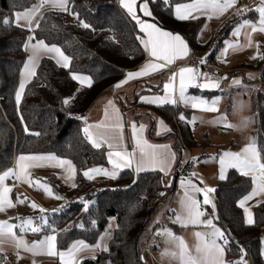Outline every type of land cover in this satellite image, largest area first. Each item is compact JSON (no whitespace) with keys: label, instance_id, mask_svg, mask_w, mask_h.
Wrapping results in <instances>:
<instances>
[{"label":"trees","instance_id":"1","mask_svg":"<svg viewBox=\"0 0 264 264\" xmlns=\"http://www.w3.org/2000/svg\"><path fill=\"white\" fill-rule=\"evenodd\" d=\"M36 2L0 0V21L12 20L14 13L30 8ZM148 2L152 9L149 19L163 29L182 35L195 62L207 49L211 52L207 59L214 62L223 41L241 20L225 25L210 45H200L198 36L205 18L181 21L175 17V4L190 0H169L168 4L164 0ZM73 12L79 15V20L72 15ZM41 16L40 28L33 34L49 45L59 46L71 58V66L63 68L52 59L43 58L36 76L27 85L21 103L17 105L15 95L26 59L22 45L30 32L25 27L0 26V174L13 165L18 154H54L71 160L76 167L75 188L65 187L55 175L47 179L55 194L64 199H77L66 205H62L64 199H61V206L48 214L49 223L58 233V250H66L77 240L95 245L111 219H115L116 228L109 240L108 251H102L95 259H83L81 264H144L143 255L149 260L147 244L159 223L161 216L159 219L158 216L171 204L178 179L188 173L179 178L178 169L171 180L160 171L137 174L132 169H125L112 181L89 180L83 176L84 171L109 163L105 148L92 146L83 135L84 122L76 118L120 83L128 71L137 69L146 60L139 41L140 32L117 0H70L68 12L47 9ZM81 21L90 27L85 29ZM246 66L260 72L264 80V60L258 58L255 64ZM73 74L90 76L92 87L80 86L72 78ZM254 83L252 135L264 157V86L258 90L256 77ZM66 99L68 104L63 103ZM120 103L124 110L126 107L122 101ZM132 110L137 120L145 114H153L168 124L171 131L157 140H173L178 163L184 151L199 145L192 126L179 118L181 114L189 115V111L184 112L182 107H158L138 101ZM153 130L152 123L151 135ZM206 143L207 138L200 145ZM227 177L224 181H217L214 192L215 217H218L215 224L225 231L229 241L225 264H235L243 257L245 264H264V203L254 208V223L247 224L239 201L253 190L252 179L240 175L235 169H230ZM80 199L87 202V211H84L85 204ZM166 226L175 229L172 220L165 222L162 228ZM47 232L45 229L38 235Z\"/></svg>","mask_w":264,"mask_h":264},{"label":"snow or ice","instance_id":"2","mask_svg":"<svg viewBox=\"0 0 264 264\" xmlns=\"http://www.w3.org/2000/svg\"><path fill=\"white\" fill-rule=\"evenodd\" d=\"M165 4L169 3V0H164ZM237 0H190L186 3H177L174 6L175 17L177 20L199 19L201 16L211 21L214 17L219 18L224 15L229 9L234 8ZM121 4L124 9L133 20L140 26V31L145 34L146 39L141 38V43L144 46L146 52L152 58L149 62L145 63L138 71H128L126 78L114 85V89H119L122 85L127 84L129 81L139 79L151 75L154 72L160 71L168 65L173 64L178 59L186 58L191 49L189 48L186 40L179 33H173L171 31L162 30L154 23H148L142 21L136 15L137 0H121ZM46 5H50L51 8L59 10L61 12L69 11V0H37L30 8H26L21 12L14 13V18L9 20L7 18L0 21V26H12L25 27L28 32L35 33L40 28V22L36 19L40 15V10ZM252 9L244 8L238 10L235 14L242 16L243 13L251 11ZM255 12L258 13V18L253 19H241L236 25L230 35L237 39L223 41L224 47L220 50L217 59L221 62H225V58L228 57L230 51L238 52L244 48L255 47L257 57L264 60V55L260 54V44L254 43L253 34H264V0H260V5L256 7ZM141 11L145 16H152V12L149 9L148 0H143L141 3ZM78 20L79 15L75 12L72 13ZM43 19V16H40ZM24 22L23 24L21 22ZM81 26L85 29L90 25L81 21ZM207 29L205 24L204 29L201 30L200 35ZM243 33L245 42L240 43L239 37ZM35 41V43H33ZM24 51L30 53L27 61L23 65V79L20 81L18 91L16 92V102L19 105L25 92L26 85L36 76V67L39 59L42 55L51 54L52 58L56 59V62L64 67L69 68L71 65V59L65 55L64 51L56 45H49L43 39H37L35 35H29L26 37L22 45ZM211 55V52L200 59L199 64L204 65L207 62V56ZM72 78L78 81L81 85L92 87L93 81L90 76L73 74ZM250 78H253L250 74ZM223 78H215L212 74L201 71L199 67H181L179 72L171 74L168 82L163 85V95H153L141 97L143 103L154 104L156 106L173 105L178 103L184 106H190L193 109H199L201 111L218 112L221 100L223 97L216 96L213 98H205L191 94L189 89L195 88L198 90H219L225 92L226 89L221 88ZM232 86L240 88L242 94L247 92L248 88L242 85L240 78L232 79ZM63 103L68 104L66 99ZM108 108H111L113 115L110 116ZM108 108L104 112V120L89 124L87 117H76L84 122L82 129L84 137L92 144L93 147L99 149L104 145L107 146L109 151L107 152L108 162L111 164V170L107 168H92L83 172V176L89 180H93L96 176L102 175L111 179H116L119 172L123 169L131 168L137 174L143 171H155L159 170L167 175L172 164L175 162L176 153L171 151L169 145H155L148 142L144 137L146 126L141 124L139 128L135 123L131 124L132 138L135 143V149L128 151L124 144L123 117L119 112V109L115 107L112 101H109ZM182 121H185V116L180 115ZM196 117H192L187 122L195 124ZM160 132L171 131L164 121L159 122ZM211 123H222L226 129H233V125L228 122L226 115L218 117ZM27 130V129H26ZM39 135V133H35ZM211 160H217V157H211ZM187 162V160H185ZM196 162V158H193V163ZM204 163L209 160L203 161ZM219 175L218 179L221 181L226 180L227 170L235 169L240 175L250 177L254 184L253 190L244 196L239 201V206L244 209L247 214V223L253 224L254 219L251 211L245 207L248 201L253 200L256 197H264V157L261 155V150L258 149L256 141L253 139L246 147L241 151H225L219 158ZM51 166L63 169L65 182L72 181L76 175V168L73 162L69 159H62L54 154L48 155H31L20 156L18 158L17 165L14 169H9L0 174V213H5L8 209L15 208L17 204H24L27 201V197L13 202L10 197V193L13 191L11 187L6 183L10 178H14L22 183H27L29 186H34L37 190H42L48 196L57 200L64 199L62 196L53 192L52 187L46 183H41L39 179H33L32 174L29 171L31 168ZM196 176L195 172L190 174ZM203 184V181H200ZM183 191V196L180 200V211L175 215L173 223L182 227L189 225L194 227H204L210 229L207 232L196 231L194 232L198 243L195 246L194 251L191 250L183 237L176 235L171 229L163 227L157 231L155 235L166 238V242L173 247L174 250L165 249L162 252L163 256H166L173 260L175 264H225L224 256L225 250L229 243L228 237L225 231L218 227L214 223V218H205L208 213L203 209V205H211L215 209L216 205L213 199L210 197L211 193L216 191L215 188L204 186L200 187L193 182L191 178H185L180 182ZM71 187L75 188L77 185L71 183ZM197 194H202L203 200L197 198ZM164 195V193H160ZM83 202V201H82ZM85 204L84 211L88 210L87 202ZM33 210H38L41 215L39 218L34 217H13L5 220H0V253L4 251L5 244H11L17 249L16 255L18 259L21 250L23 252L30 253L33 257L38 255H47L49 257H59L61 264H81L82 259H95L94 253L96 251H108L106 240L111 238V232H106L99 238V242L95 245H89L83 240H77L73 242L66 250H58L57 248V230L49 223L46 213L49 211L38 205L35 202H31L29 205ZM56 211V210H53ZM175 211V210H174ZM16 220L18 223H13ZM95 221H93V224ZM84 227L83 224L80 225ZM45 229L48 232L42 239L29 243L25 239L27 233H41ZM65 232L68 229L64 230ZM223 243H220V242ZM243 253V250H241ZM90 252L93 253L90 257H81V253ZM33 264L36 261L33 260ZM235 264H245L243 260L235 262Z\"/></svg>","mask_w":264,"mask_h":264},{"label":"crops","instance_id":"3","mask_svg":"<svg viewBox=\"0 0 264 264\" xmlns=\"http://www.w3.org/2000/svg\"><path fill=\"white\" fill-rule=\"evenodd\" d=\"M117 2L119 4V6L128 14L127 10L124 9L122 6L121 0H117ZM142 2H143V0H137L136 15L142 21H145L148 23H154L157 25V27H160L157 23H155L154 21L149 19V17H151V16H145L143 14V12L141 11V3ZM259 5H260V0H257V2L253 5H237L236 4L234 8L229 9L224 15L220 16L219 18L214 17L211 21L207 20L206 17L201 16V17L205 18V22H204L202 29H204L205 24H207V29L203 31L202 35H200V33H201V31H200L199 36H198V43L200 45H207V44L210 45L211 43L214 42L216 33L219 30H221L225 25L232 24L236 19H253V20L257 19L258 13L255 12L254 9L256 7H258ZM244 8H249L252 10L248 11L246 13H243L242 16H237L235 14L238 10L244 9ZM47 9H53V8H51L50 5H46L45 7H43L40 10V15L42 14L43 11H45ZM149 9L152 12L150 4H149ZM243 17H245V18H243ZM130 18L132 19L131 16H130ZM133 21L136 23L135 20H133ZM136 25H137L138 31L140 32L139 41L141 43V38L146 39L147 37L145 36V34L143 32L140 31V26L137 23H136ZM161 29L165 30V31H169V30H166L163 28H161ZM29 35H34V34L30 33ZM227 39L228 40H235L237 38L232 37L229 34ZM239 41H240V43L245 42V38H244L243 33L239 37ZM253 41H254V43L260 44L259 51H260V54L263 55L264 54V34L254 33L253 34ZM33 43H35V41H33ZM141 46L145 52L146 60L137 69H135L133 71H138L145 63L152 60V58L149 56V53L145 51L142 43H141ZM189 48H190V46H189ZM209 52H210V49H207V51L200 56V59L204 58L206 56V54H208ZM219 53H220V50L217 53V56H216V59L214 62H211L208 59H207V62H211V63H214L217 66H219L222 69V78L227 77V79H222L221 88L224 87V85L227 81H230L233 78H240L242 80V85L246 86L248 88L247 92L252 94V90L249 87V85L252 84L255 87L254 82H255V72L256 71H254L253 69L246 66V64H255L256 61L258 60V57L256 59L252 58V57L257 55L256 48L255 47L244 48L243 50L238 51V52H231L230 51L228 57L225 58V62H221V60L217 59V57L219 56ZM29 55H30V53L26 52L25 62L27 61ZM43 58H49V59H52L53 61L56 62V59L52 58L51 54L42 55L41 58L39 59L38 65L36 67V72H37V69H38ZM200 59L197 62H195L193 60V58L191 57V52H190V54L186 58L178 59L173 64L168 65L167 67L163 68L160 71L154 72L151 75L141 77L139 79L131 80L127 84L122 85V87H120L119 89H114V88L110 89V90L106 91L100 97V99L85 114H83V117H87L89 124H95V123H99V122L103 121L105 109L108 108L109 101H112L115 104V107L119 109V112L123 117V121H124V128H123L124 144L127 147L128 151L131 152L135 149V143H134V140L132 138V129H131V124L135 123L137 125V128H139V126L141 124L146 126V131L144 132V137L148 140L149 143L155 144V145H169L171 147V151L176 153L175 162L172 164L170 172L166 175V177L168 179L172 180L174 177V172L179 169L180 165L183 163L182 161L185 160V157H186L185 153H183L182 158H181L180 162L178 163L177 152L174 148L173 140L172 139H164L162 141L157 140V139H159V138H161V137H163L169 133V131H168V132H162L161 134H157L158 132H160V126H159L158 122L162 119L160 117L154 116L153 114H147L148 118H145L144 116H142L140 120H137L134 117V112L132 110V107H133V104H135L138 101L142 104H148V103H143L141 101V97L153 96V95H163V91H162L163 85L166 82H168L169 77L171 76V74H173L171 72V68H174V69L179 68V69L175 70V73H176V72H179L181 67H198ZM22 72H23V66H22L21 72H20L19 83L23 79ZM250 74L253 78H250ZM79 75H82V74H79ZM27 85H26V87H27ZM79 85L80 86H86V85H81L80 83H79ZM18 86H19V84H18ZM26 87H25V89H26ZM17 91H18V87H17ZM189 92L191 94L203 96V97L209 98V99L216 97V96H219L221 94V92L219 90L209 91V90H198L195 88L189 89ZM15 97H16V95H15ZM120 101H122L123 106L126 107L124 110L122 109ZM224 102H225V98H222L220 104L218 105V107H219L218 112L201 111L199 109H193L190 106H184V105L179 104V103L175 107H182L184 112H186V111H190V112L191 111H194V112L199 111L201 114L199 115V117L197 119L202 124V123H204L205 120H216L218 117L223 116V115H220V113L223 110ZM151 105H154V104H151ZM108 111H109L110 116L113 115V111L111 108H108ZM147 115L145 114V116H147ZM162 121H164V120H162ZM152 123L154 124V130H153V133L151 135ZM164 123L168 128H170L168 126V124H166L165 121H164ZM101 148H105L106 156H107V152L109 151L107 146L104 145ZM20 156H22V155L18 154L17 157H15L14 164H13L14 166H11L9 169H14L16 167L17 162H18V158ZM23 156H31V155H23ZM107 161H108V157H107ZM111 167L112 166L109 163L108 166L98 167V168H107L108 170H111ZM127 169H131V168H127ZM196 169H197V164H196ZM123 170H125V169H123ZM29 171L31 172L33 179H39L41 183H46V184H48L47 179L51 175H55L56 177H58L65 187H71L70 186L71 183H75V180H76V175H75L74 180L65 182L64 176L66 174L64 173L63 169L51 167V166L31 168V169H29ZM155 171H159V170L157 169ZM143 172H145V171H143ZM161 173H163V172H161ZM163 174H165V173H163ZM188 174H186V175H188ZM196 174H198V170H197ZM186 175H184V176H186ZM184 176L181 177L180 179H178V181L176 183L175 194H174L172 202H171V208L174 212V216L173 217H167L166 222H168L169 220L173 221L175 215L180 211V200H181V197L183 196L184 190L181 188V184H179V183L181 182V180L186 178V177L184 178ZM112 180H114V179H111V178H108V177L102 176V175L96 176V178L93 179V181H95V182L112 181ZM192 180L198 186L204 187V182H203V184L200 183L201 180L203 181V178L200 177V178H198V180H194L192 178ZM6 183L8 184L9 187H11L13 189V191L10 193V197L12 198L13 202H15L17 200V197H19L20 199H24L25 197H27V201H30L32 198L37 199V197H35L33 193L43 192L42 190H37V188L34 186H29V184L22 183L20 181L15 180L14 178H10L9 180L6 181ZM197 198L202 201L203 200L202 194H197ZM260 203H264V197H256L253 200L248 201V203L245 205V207H247L251 211V213L253 215V219H254V214H253L254 208ZM20 205L21 204H17V206L15 208L8 209L5 213H0V220H5V219L13 218V217H21V218L26 217L24 214L21 215L20 212L18 211V208L20 207ZM59 206H61V204ZM209 209H211L210 205H204V210L206 212ZM165 210H166V208L164 209V211ZM162 215H161V217H162ZM244 215H245V221L247 223V214L245 213V211H244ZM207 217L208 216H206L205 218L207 219ZM12 222L18 223V221H16V220H13ZM214 222H215V220H214ZM249 225H251V224H249ZM166 227L171 229L176 235L183 237V239L186 242V244L188 245V247L193 251L195 249L196 244L198 243L197 238L194 235V232H196V231L207 232L210 230L208 228L194 227L191 225H189L187 227H182L178 224H175V229L173 227L171 228L170 226H166ZM115 228H116L115 223L111 222L109 230L107 231V232H109V231L111 232V237L113 235ZM44 235L45 234L38 235V233H35V234L34 233H27L25 235V239L29 243H31V242L38 241V240L42 239ZM263 236H264V234H263ZM109 240L110 239L106 240L107 247H108ZM3 247H4V251L2 253L8 257V261H10V264H33V260L36 261V264H53V263L61 264L58 256L57 257H49L47 255H38V256L33 257L30 253L23 252L22 250L20 252V256L22 258L18 259L17 255H16L17 249H15L11 244H5ZM165 249L174 250L173 247L166 242V238L163 239V247L161 249L157 250L155 255H154L156 262L158 264H175V262L173 260L162 255V252ZM101 252L102 251H96L94 253L95 257H97ZM262 253H263V257H264V237L262 240ZM80 255H81V257H90L91 255H93V253L83 252ZM225 255H226V253H225ZM225 260H226V256H224V261Z\"/></svg>","mask_w":264,"mask_h":264},{"label":"rangeland","instance_id":"4","mask_svg":"<svg viewBox=\"0 0 264 264\" xmlns=\"http://www.w3.org/2000/svg\"><path fill=\"white\" fill-rule=\"evenodd\" d=\"M18 12H21V11H18ZM40 16L36 17V19L39 20ZM21 23L23 24L24 22L22 21ZM223 47H224V45L221 47V49ZM231 82H232V79L225 83L223 89H226V91L221 92V94L219 95V96L225 98V102L223 104V110L221 113H224V115L227 116L229 123H231V121H230V117L227 115V113H228V111H230L231 99L234 95L241 92V90L239 88L233 87ZM249 87L251 88L252 92L255 91L254 85L251 84V85H249ZM242 94H246V98L251 99L252 95L250 93L243 92ZM200 114L201 113L199 111H197V112H194V111L190 112L189 111L188 117H186L184 114H181V115H184L186 118L185 121H188L192 117L198 118ZM81 115L83 117V114H81ZM144 117L148 118V115L144 116ZM190 125L192 126V128L195 131V136L198 140L199 145L193 149H187L184 152H185V156L187 155L186 152H188L192 158H196L198 174L194 177L191 176L190 174H188V175L184 176V178L186 177V178H191V179L193 178L194 180H198V178L201 177V178H203L204 186L206 185L208 187L215 188L216 183L219 180L218 179V175H219L218 158H219V156L225 151H233V152L241 151L244 147H246L249 143L252 142V140L254 139L253 135H252L253 133L251 132V139L250 140H244L233 129H226L222 123H218V124L202 123L201 124V122H199V120L196 119L195 124L194 125L190 124ZM205 138L208 139V143H206L204 146H201L200 143L203 140H205ZM211 157H217V160H211L210 159ZM205 160H209V162L204 163L203 161H205ZM228 171H229V169L227 170L226 174H228ZM33 194L35 197H37L38 200L32 198L30 201H26L24 204H21L20 207L18 208V211L20 212L21 215L24 214L26 217L39 218L41 213L38 210H33L29 206L31 202H35L38 205H40L41 207L48 209L49 211L46 213L47 216H48L49 212H51L54 209H57L59 207V205L61 204L60 200L52 198V197L48 196L47 194H45L44 192H37V193H33ZM210 197L213 199V202L215 203L214 193H211ZM210 207H211V205H210ZM158 210L156 212L157 214H158ZM207 213H208L207 218H214L215 213H216V207H215V209H213L211 207V209H209L207 211ZM253 214H254V212H253ZM160 216H161V213L159 214L158 219ZM111 222L115 223V226H116V220L115 219H111ZM109 227H110V224H109L108 228L106 229L105 233L109 230ZM263 234H264V229H263ZM243 259H244V257L242 258V260ZM143 261H144V264H150L148 258L145 255H143ZM225 262H226V260H225ZM6 264H10V261H8ZM53 264H57V263H53Z\"/></svg>","mask_w":264,"mask_h":264},{"label":"built area","instance_id":"5","mask_svg":"<svg viewBox=\"0 0 264 264\" xmlns=\"http://www.w3.org/2000/svg\"><path fill=\"white\" fill-rule=\"evenodd\" d=\"M257 2V0H237V5H253ZM198 67L200 68L201 71H206L210 74H212L215 78H222V69L217 66L214 63L211 62H206V64L204 65H198ZM179 69V68H171V72L175 73V70ZM255 77L257 78V87L258 90H260L263 86H264V80L262 78V74L260 72H255ZM187 155L185 157V160H187V162L182 161L183 163L180 165L179 170H178V175L179 178L184 175L185 173H193V172H197L196 169V162L193 163V158L191 157V155L186 152ZM17 157V155L15 156ZM14 164V163H13ZM14 166V165H12ZM77 199L74 197H67L62 201V205H66L68 203H74L76 202ZM80 202H82V200H79ZM204 209V205L202 206ZM174 216V212L171 208V204H169V207L165 210V212L163 213L162 217H160L159 223L156 226L155 230L153 231L152 235L150 236L149 242L147 244V251L149 254V260L151 264H158L154 258V251L155 250H159L163 247V239L164 237L161 236H157L155 235L157 231L162 229V225H164V223L167 220V217H173ZM7 262V256L4 255L3 253H0V264H5Z\"/></svg>","mask_w":264,"mask_h":264},{"label":"clouds","instance_id":"6","mask_svg":"<svg viewBox=\"0 0 264 264\" xmlns=\"http://www.w3.org/2000/svg\"><path fill=\"white\" fill-rule=\"evenodd\" d=\"M224 115V113H220ZM230 117L233 130L244 140L251 139L253 128L252 101L246 98V94H236L231 99ZM213 120H205L204 123H211Z\"/></svg>","mask_w":264,"mask_h":264},{"label":"bare ground","instance_id":"7","mask_svg":"<svg viewBox=\"0 0 264 264\" xmlns=\"http://www.w3.org/2000/svg\"><path fill=\"white\" fill-rule=\"evenodd\" d=\"M79 116H80V117H82V115H81V114H80Z\"/></svg>","mask_w":264,"mask_h":264}]
</instances>
